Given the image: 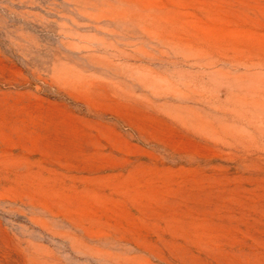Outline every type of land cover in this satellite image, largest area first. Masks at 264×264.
Here are the masks:
<instances>
[{
  "label": "rangeland",
  "instance_id": "374dc122",
  "mask_svg": "<svg viewBox=\"0 0 264 264\" xmlns=\"http://www.w3.org/2000/svg\"><path fill=\"white\" fill-rule=\"evenodd\" d=\"M0 264H264V0H0Z\"/></svg>",
  "mask_w": 264,
  "mask_h": 264
}]
</instances>
